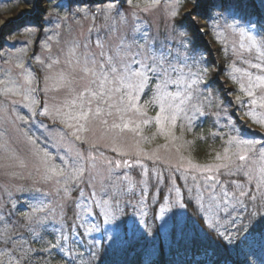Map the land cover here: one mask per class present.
<instances>
[{
	"label": "snow or ice",
	"instance_id": "obj_1",
	"mask_svg": "<svg viewBox=\"0 0 264 264\" xmlns=\"http://www.w3.org/2000/svg\"><path fill=\"white\" fill-rule=\"evenodd\" d=\"M100 2L104 6L91 13L93 23L102 18L109 36L122 28L117 43L110 45L97 29L99 51H91V41L83 44V51L79 44L70 47L65 60L69 70L45 77L46 82L53 81L51 89L18 85L6 90L5 94L22 90L29 103L22 105L25 115L5 122L0 152L21 167L24 157H31L44 181L52 175L64 179L56 181L60 187L55 210L46 205L35 207L17 221L15 201H10V208L0 204V264H133L128 259L133 253L134 264H264V143L257 147L255 140L231 136L228 144L235 150L226 148L222 155L217 154L216 160L221 162L214 165L189 161L187 166L160 168L162 161L146 156L152 162L150 168L139 159L105 157L107 167L101 169L90 155L91 148L84 147L88 141L79 134L91 130L87 126L96 122L108 128L109 117L121 121L113 119L112 129L123 131L133 124L130 130L137 131L136 121L129 118L125 122V117L130 112L146 116L138 106L146 91L151 96L147 103L159 108L154 122L161 133L172 135L180 119L190 131L196 119L206 115L202 101L213 103L210 68L204 51L192 39L200 32L211 33L225 55L227 45L220 37L227 32L239 34L241 58L251 69L243 72L247 82L240 86L251 105L244 115L264 128V111L254 110H264V0H176L162 21L163 32L155 33L137 13L126 12L131 0ZM42 4H52V0H37L33 6L39 10L36 19L23 27L43 30L46 23L55 22L59 28L69 20L57 16L53 21V14ZM186 5L191 11L182 14ZM77 13L83 19L90 15L83 8ZM200 21L204 23L200 25ZM232 51L237 52L235 46ZM245 52L249 58L243 56ZM59 63L53 60L48 67ZM17 66L23 69L26 85L37 80L23 64ZM80 80L85 83L77 91ZM61 89L69 95L76 93L75 99L49 103L33 95ZM236 99L240 101L239 96ZM17 120L30 127L22 129ZM228 124L235 129L231 120ZM57 138L69 144L59 158L71 169L66 176L65 167L57 171L49 163L48 145ZM77 141L73 157L71 149ZM14 144H23V155ZM110 151L115 157L127 156L116 147ZM134 165L139 168L135 178L120 171ZM45 209L48 215H35ZM49 229L52 238L45 240L41 231ZM33 243L41 247L33 248ZM165 249L172 257L167 261L163 260Z\"/></svg>",
	"mask_w": 264,
	"mask_h": 264
},
{
	"label": "rangeland",
	"instance_id": "obj_2",
	"mask_svg": "<svg viewBox=\"0 0 264 264\" xmlns=\"http://www.w3.org/2000/svg\"><path fill=\"white\" fill-rule=\"evenodd\" d=\"M36 3L37 0H0V46H2L0 47V131H3L4 127L7 126L6 121L14 120L17 115H25L26 109H23L22 105L29 103V100L25 99L22 94V90L21 93L17 94H5L7 89L15 88L18 85L23 86V88L32 87L38 90L48 86L51 89L53 81L48 80L46 82L45 77L69 70L65 60L70 47L79 44L81 46L80 51H83V44L91 41V51L98 52L99 49L95 45L98 35L97 29H99V35L107 40L110 45L117 43L118 36L123 34L124 31L121 28L119 32L109 36L107 27L102 26L105 24L102 18H97L93 23L91 13H98L101 7L104 6L100 1L93 5L91 3H71V0H52V4L41 5L53 14V21L57 16L61 19L65 16L69 17V20L62 23L61 27L57 28L55 22H53L46 23L43 30L25 28L23 25L34 21L38 15L39 10L33 7ZM175 3L176 0H131V7L126 6V12L128 14L137 13L141 20L151 24L154 33L157 30L163 32L162 21L165 19L167 12L175 6ZM55 4H60L61 8L54 9L53 5ZM78 8L88 10L90 12L89 17L83 19L81 14L77 13ZM145 9H147V12L144 11ZM187 11H191L190 5L185 6L182 14ZM73 13H76V15L73 16ZM48 19L49 16L45 15L44 21ZM117 27L119 28V26ZM90 28L92 29L91 32H89ZM199 34L205 43L211 44V39L216 40L217 43V39L211 33L200 32ZM220 39L227 45V54L225 55L227 62L224 64V69L220 60L217 61L215 66L213 65L214 70L209 77L212 80L213 103L209 105L207 101H202L206 115L198 117L190 131L187 129L186 121L183 119L178 120L173 134L165 136L159 131L154 122V117L159 108L147 103L151 96L146 91L138 105L141 112L146 113V116L130 112L125 117V122L129 118L136 121V124L140 126L137 131L130 130L135 127L133 124H130L129 128L123 131L119 128L112 129L110 125L113 119H116L117 123H121V121L109 117L107 118L109 120L108 128L96 122L87 126L91 130L79 133L88 141L84 147L91 148L90 155L96 157L95 163L99 168L104 169L107 167L105 157L127 158L130 161L139 159L150 168L152 162L145 159L146 156H152L153 159L162 161L158 164L160 168L178 164L187 166L189 161L200 166L214 165L221 162L216 160L217 154L222 155L226 148L231 151L235 150L233 145L228 144L231 136L255 140L258 142L257 147L264 143V128L253 123L249 117L244 115L249 111L251 105L249 98L241 92L240 86L242 83L246 84L247 82L246 77L242 75L243 72L251 69L243 62L240 55L241 37L238 33L227 32ZM219 45L221 52L225 54L222 45ZM234 46L237 49L236 53L232 51ZM204 56L210 68L206 52H204ZM243 56L249 58L246 52L243 53ZM56 59L60 60V63L49 68L48 65H51L52 61ZM40 61L43 63H40ZM19 64H23L24 68H28L37 76V80L32 85L24 83V72L22 68L17 66ZM234 68L240 69V71L236 72ZM83 83L85 81H78L77 91L81 90L79 85ZM37 94L43 99H48L49 103L70 102L76 96V93L69 95L64 89L59 92L50 90L46 95L42 91L33 93V95ZM237 96L240 97V101L236 99ZM79 103L80 101H77V104ZM95 106L96 103L93 102L92 107L95 108ZM65 110L70 111L71 109ZM254 110L256 112L264 111L259 108ZM208 118L211 119L214 126L212 133H219V135L213 136L211 134L213 148L208 152V156L203 159L197 157L192 146L196 139L202 138L205 140L207 138L201 131H198V128L204 127ZM145 119L149 123H143L142 121ZM228 120H231V124L235 125V129L228 124ZM16 123L20 124V127L24 130L30 127V125L21 124L18 120ZM75 144L76 147L71 149L73 157L79 147V142L77 141ZM14 147L23 155V152H21L24 147L23 144H14ZM112 147L127 153V156L115 157V154L110 151ZM67 148H69L68 141L59 138L48 145L50 165L54 166L57 171L59 168L65 167V176L71 169L62 165L59 158L64 157ZM120 171H127L135 178L139 168L134 165L131 169L122 167ZM13 172L17 175H11ZM63 179V176L52 175L51 180L44 181L37 173L35 161L31 157L25 156L24 166L21 167L17 161L10 159L7 153L0 152V204L10 208L12 206L10 201H15L18 209L15 216L17 221L32 213L35 207L46 205L48 208L55 210V205L59 200L56 189L60 187L56 181ZM104 182L108 183L107 180ZM35 215L46 216L48 211L45 209L35 213ZM41 234L44 235L45 240L52 238L51 229L47 233L42 230ZM32 247L40 248L41 244L33 243ZM81 250L85 252V259H87V250L83 247ZM34 264H42V261H35Z\"/></svg>",
	"mask_w": 264,
	"mask_h": 264
},
{
	"label": "trees",
	"instance_id": "obj_3",
	"mask_svg": "<svg viewBox=\"0 0 264 264\" xmlns=\"http://www.w3.org/2000/svg\"><path fill=\"white\" fill-rule=\"evenodd\" d=\"M100 0H71V3L77 2V3H91L93 5H95V3H97ZM200 25H202L201 23H203V21L199 22ZM185 27H189L188 22H185ZM192 39L194 40V42L204 51L206 52L207 58H208V62H209V66H210V75L211 72H213L214 70V66L216 65L217 61H221L222 65H223V69L225 67V62H227L225 54H223L221 52V47L218 43H216V40L211 39L210 43L211 44H207L204 41H202V37L199 33H196L192 36ZM214 65V66H213ZM222 69V70H223ZM223 97V96H222ZM213 124L211 123V119L208 118L205 121L204 127H199L198 131H201L203 135H206L207 138L205 140H203L202 138H198L196 139L193 143V148H194V152L196 153L197 157L199 158H205L208 156V152H210V150L213 148V144H212V132H213ZM172 257L168 254L167 249H165V255L163 257L164 261H167L169 259H171ZM128 259L130 261L135 262L136 260V256L135 254H130Z\"/></svg>",
	"mask_w": 264,
	"mask_h": 264
}]
</instances>
